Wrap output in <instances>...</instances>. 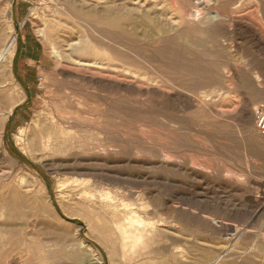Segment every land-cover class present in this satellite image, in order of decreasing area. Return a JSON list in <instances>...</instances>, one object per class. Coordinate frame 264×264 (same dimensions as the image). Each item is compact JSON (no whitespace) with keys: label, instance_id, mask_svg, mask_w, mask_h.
Wrapping results in <instances>:
<instances>
[{"label":"rangeland","instance_id":"obj_1","mask_svg":"<svg viewBox=\"0 0 264 264\" xmlns=\"http://www.w3.org/2000/svg\"><path fill=\"white\" fill-rule=\"evenodd\" d=\"M104 7L142 25L95 23ZM15 33L0 72V264L26 246L18 264H264V0H0V55ZM48 102L77 124L68 156L144 198L141 261L66 215L64 155L29 147ZM42 183L57 219L33 212Z\"/></svg>","mask_w":264,"mask_h":264},{"label":"bare ground","instance_id":"obj_2","mask_svg":"<svg viewBox=\"0 0 264 264\" xmlns=\"http://www.w3.org/2000/svg\"><path fill=\"white\" fill-rule=\"evenodd\" d=\"M143 4L144 3H142V6L146 5ZM107 7H104L105 9H103L99 15H95L96 18H93L95 23L113 27H124L123 29H126L127 26L135 29L138 28L139 25H142L136 21L133 15L125 16ZM63 13L64 12L62 11V14ZM80 15L72 16V18L78 22H82ZM188 20V13L184 10L180 17V24L178 26L187 24ZM163 27L172 28L174 26L173 24H164ZM16 38L17 34L15 33L12 35L5 50L0 55V72L3 71L6 65V63H4L5 60L8 56L10 57L8 52L11 51L10 53H12V55L15 53ZM85 65H87V63ZM89 72H91V70H89ZM45 108L47 111L46 120L39 127L37 134L30 139L29 147L32 150L35 149L45 151L48 155H51L50 157L53 159L56 158L55 155L57 154L64 155L63 158H56L55 170L59 182L58 196L66 198L67 200H65L72 206L71 210H65L66 215H70V218H75V216H77L78 218L84 219L86 225L88 226L90 236L108 244L114 249L116 254H120L129 261H141L146 244L144 239L146 225L148 224L146 222L150 219L145 217L147 209L144 203V198L134 192H129V194H127L125 193L126 191H108L102 187L97 178L92 176V173L87 165H84L85 162L83 159L78 156H68L73 155L77 147L74 136L75 134L73 132V129L77 127L76 122H71L67 115L59 114L58 109L52 107L49 102L46 103ZM91 149L93 148L89 145L82 146L83 152L90 151ZM42 189L45 192L42 195L38 196L37 194H33L31 196L32 200H34L36 204L33 212L38 216L48 214V216L51 215L52 218L57 219L46 199L48 192L43 183ZM11 212H13V210ZM25 215L26 214H24V216ZM212 232L215 231L212 230ZM82 242L84 244L86 243V246L90 249L92 248L91 246H93L86 240ZM92 251L94 252V250ZM25 252H28L27 246L23 247L21 253L17 254V258L15 257L16 259L12 264L24 262V256L25 259L27 258L24 254H28ZM88 264H104L102 256L100 254H95L94 258L88 261ZM145 264L152 263L145 261Z\"/></svg>","mask_w":264,"mask_h":264},{"label":"built area","instance_id":"obj_3","mask_svg":"<svg viewBox=\"0 0 264 264\" xmlns=\"http://www.w3.org/2000/svg\"><path fill=\"white\" fill-rule=\"evenodd\" d=\"M258 127L261 130V132L264 133V113L260 114L259 116Z\"/></svg>","mask_w":264,"mask_h":264},{"label":"crops","instance_id":"obj_4","mask_svg":"<svg viewBox=\"0 0 264 264\" xmlns=\"http://www.w3.org/2000/svg\"><path fill=\"white\" fill-rule=\"evenodd\" d=\"M15 7H16V6H15ZM18 9H19V8H18ZM15 15H16V12H15ZM24 43H25V41L23 40V45H22V47H23L22 49H23V50H22L21 55H23V51H24L26 54H28V55L30 56V52L28 53V51L26 50V49L28 48L29 45H28L27 43H25V44H24ZM31 56H33V55H31ZM27 58H30V57H27Z\"/></svg>","mask_w":264,"mask_h":264}]
</instances>
